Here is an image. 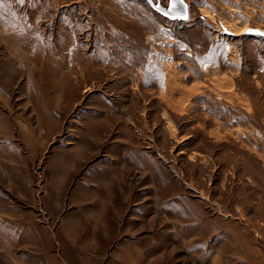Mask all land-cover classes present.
Returning <instances> with one entry per match:
<instances>
[{"label": "rangeland", "instance_id": "obj_1", "mask_svg": "<svg viewBox=\"0 0 264 264\" xmlns=\"http://www.w3.org/2000/svg\"><path fill=\"white\" fill-rule=\"evenodd\" d=\"M185 1L0 0V264H264V0Z\"/></svg>", "mask_w": 264, "mask_h": 264}, {"label": "crops", "instance_id": "obj_2", "mask_svg": "<svg viewBox=\"0 0 264 264\" xmlns=\"http://www.w3.org/2000/svg\"><path fill=\"white\" fill-rule=\"evenodd\" d=\"M4 131L2 130V134H0L1 139L4 137ZM21 162L26 163L22 154L17 153L12 146L0 143V173H2V179H0V210H2L3 216L8 215L6 210L10 206L11 193L19 194L22 199L25 198L26 195L28 196L32 194L33 186L29 178L21 181L17 179V177H13L11 174V172L18 173L15 168H19ZM65 163L66 161L64 164ZM68 181L69 179L67 182Z\"/></svg>", "mask_w": 264, "mask_h": 264}, {"label": "water", "instance_id": "obj_3", "mask_svg": "<svg viewBox=\"0 0 264 264\" xmlns=\"http://www.w3.org/2000/svg\"><path fill=\"white\" fill-rule=\"evenodd\" d=\"M146 1L151 8L170 21H184L188 19V4L185 0H168L167 6H163L160 0Z\"/></svg>", "mask_w": 264, "mask_h": 264}, {"label": "snow or ice", "instance_id": "obj_4", "mask_svg": "<svg viewBox=\"0 0 264 264\" xmlns=\"http://www.w3.org/2000/svg\"><path fill=\"white\" fill-rule=\"evenodd\" d=\"M167 15V13H165Z\"/></svg>", "mask_w": 264, "mask_h": 264}]
</instances>
